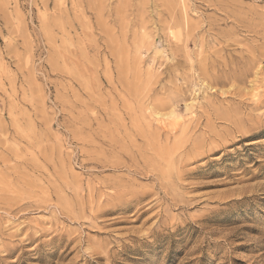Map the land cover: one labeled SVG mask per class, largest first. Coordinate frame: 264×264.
I'll use <instances>...</instances> for the list:
<instances>
[{
    "label": "rangeland",
    "instance_id": "obj_1",
    "mask_svg": "<svg viewBox=\"0 0 264 264\" xmlns=\"http://www.w3.org/2000/svg\"><path fill=\"white\" fill-rule=\"evenodd\" d=\"M0 264H264V0H0Z\"/></svg>",
    "mask_w": 264,
    "mask_h": 264
},
{
    "label": "bare ground",
    "instance_id": "obj_2",
    "mask_svg": "<svg viewBox=\"0 0 264 264\" xmlns=\"http://www.w3.org/2000/svg\"><path fill=\"white\" fill-rule=\"evenodd\" d=\"M176 115H177V114H175V112H174V111H171V112H170L168 115H165V116H167V117H169V116H170V117H174V118H175V117H176ZM157 116H159V115H157ZM175 119H177V117H176ZM67 204H68V203H67Z\"/></svg>",
    "mask_w": 264,
    "mask_h": 264
}]
</instances>
